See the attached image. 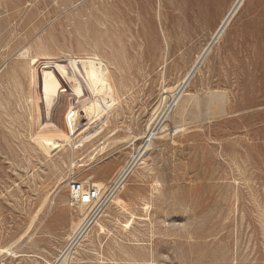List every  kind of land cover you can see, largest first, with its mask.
I'll return each mask as SVG.
<instances>
[{
	"label": "rangeland",
	"instance_id": "374dc122",
	"mask_svg": "<svg viewBox=\"0 0 264 264\" xmlns=\"http://www.w3.org/2000/svg\"><path fill=\"white\" fill-rule=\"evenodd\" d=\"M194 2L0 0V264H53L91 208L70 205L68 180L105 191L138 155L229 0ZM77 56L109 68V108L94 107ZM54 60L85 90L60 81L49 110ZM181 95L64 264H264V0H244ZM41 120L60 131L38 132Z\"/></svg>",
	"mask_w": 264,
	"mask_h": 264
},
{
	"label": "bare ground",
	"instance_id": "6f19581e",
	"mask_svg": "<svg viewBox=\"0 0 264 264\" xmlns=\"http://www.w3.org/2000/svg\"><path fill=\"white\" fill-rule=\"evenodd\" d=\"M218 1L219 0H195L194 4L197 7L201 6L202 9L200 11L205 12V10L206 11L211 10L218 3ZM243 2H244V0H229V2L227 3V8L225 9V11L222 14H220L221 20H220L219 24L217 25L213 35H211L212 41L209 42L204 48L202 47L203 49L196 55L193 63L191 64V67L189 68V70L186 72V74L182 78V82H184L186 86L189 83V81L192 78L195 71L199 68L201 62L207 56V53L209 52L210 48L212 47L213 42L215 40H217L223 34L226 26L231 21V19L233 18V16L235 15V13L240 8V6L242 5ZM204 5H206L205 8H203ZM24 54H26V53H24ZM20 55H22V54H20ZM22 57H25V56H22ZM29 57L30 56H28V58ZM72 60H73L72 62H74V63H77V64L80 63V65H82V67L84 69L83 72L86 73L85 77H87L86 79H87L88 87H89L90 91L93 93V95L95 97V101H96L94 107H96L98 109H103V110L109 108L111 102L114 100L115 95L117 94L116 93L117 91L115 92L114 86L111 82L112 80H110L109 68L102 62V60L98 56H93V57L92 56H77V57H72ZM36 61H38V60L36 59ZM45 61H47V60H45ZM33 62H34V60H33ZM44 67L45 68H44V72H43V90H48L50 92L49 93L50 95L45 98L49 110H52L54 105H55L56 96L54 93L60 92V90H61V82L60 81H62L64 83V85L67 87L68 91L72 92V94H74L75 96H78V97L84 96V90L85 89H84L82 83L80 82V80L76 77V75H74V73H73L74 71L69 76L68 74H66L68 72L65 73L61 70V68L59 67V64L55 60L53 62H48L47 65ZM79 71H80V69H79ZM57 75L60 76V79L57 77ZM80 77H81V75H80ZM70 79L75 81L76 87L70 86L69 82H67V80H70ZM32 80H34V79H32ZM165 92H168V91L166 90ZM181 97H182V95L178 94L177 92L173 93L171 95V97H170L171 103L169 105H166L165 109L162 111L163 112L162 118L159 122L166 121V119L164 117L168 116L167 112H168L169 108L171 107L172 103H174L175 101L179 102ZM191 98H192V96L188 95L185 97V99H182L180 101L179 106H178L179 112H182L185 109L187 103L189 102V100ZM34 113H35V111H34ZM80 113L81 112L75 111L73 108L69 109V111L66 115V121L69 123V125L71 126L72 129L78 128L79 125L81 124L82 121H79V119L77 117V115H79ZM97 116H98V114H97ZM94 117H95V115H94ZM35 122L37 123V121H35ZM41 122H43V121L41 120ZM44 122L39 124L38 132L53 133V132L60 131V128L54 122H47V123H44ZM102 128H103V125L99 126L97 129H94L93 131L85 134V136L82 137L80 143L90 141L94 136H96L98 133H100L102 131ZM156 134L157 133L154 131H149L146 133L145 137H147L148 140L145 141V143L141 146L139 152H137L138 155L135 158H133V160L131 162H129L124 167L122 172H120L118 174V175H121V179H124L125 177L129 176V174L133 171L134 166L137 165V163L141 159V157L151 148L153 139L157 138ZM160 137H158V138H160ZM54 143H55V145H61V139L56 138L54 140ZM80 143H78L77 146H79ZM126 180H127V178L124 179V181L120 187V190L125 186ZM115 200L118 201V203H119L121 201V198H117ZM85 206L86 205H83L84 208H86ZM147 206H148V204H147ZM80 207H81V205H80ZM81 208L79 209L80 211H81ZM83 215H84L83 219H81L78 223H76L73 226L72 233L70 234V237H69L70 241H69L67 247L61 252V254L58 256V258L56 259V261L53 264H64L67 261V258L71 252V248L74 244V241L77 238H79L80 236H82L87 231V229L91 226L90 225L91 221L88 220L89 212L88 213L84 212ZM86 219H87V221H86ZM84 226L86 228H84ZM7 250H8V248H7ZM154 263L158 264V263H156V260Z\"/></svg>",
	"mask_w": 264,
	"mask_h": 264
},
{
	"label": "built area",
	"instance_id": "2783aa9c",
	"mask_svg": "<svg viewBox=\"0 0 264 264\" xmlns=\"http://www.w3.org/2000/svg\"><path fill=\"white\" fill-rule=\"evenodd\" d=\"M185 87H186L185 83L181 82L178 85L176 92L181 95ZM175 106H176L175 103H173V105L169 108L167 114H170L172 109ZM161 115L162 114H160L158 121L159 119H161ZM158 121H157L158 124L163 123L162 121L161 122H158ZM157 125H155L150 131L157 128ZM147 132H149V130ZM145 136L146 134L144 135V143L145 141L148 140V138ZM124 179H121V175H118L116 179L107 187L105 191H103L101 188H99L93 183L89 184L83 180L76 179V178L69 179L67 182V185H68L70 205L72 207H76L78 205L91 206V209L88 215V220H90L92 224L93 221L100 214V211H102V209L109 203L112 197L120 190V187ZM84 228L86 227L84 226Z\"/></svg>",
	"mask_w": 264,
	"mask_h": 264
}]
</instances>
